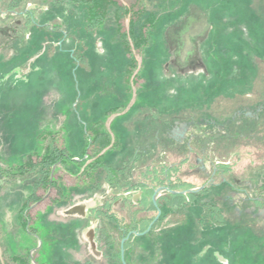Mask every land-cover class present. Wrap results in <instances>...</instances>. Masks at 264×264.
Masks as SVG:
<instances>
[{
    "label": "rangeland",
    "instance_id": "obj_1",
    "mask_svg": "<svg viewBox=\"0 0 264 264\" xmlns=\"http://www.w3.org/2000/svg\"><path fill=\"white\" fill-rule=\"evenodd\" d=\"M95 1L105 4V17L91 29L103 9H88L84 1L26 0L42 8L37 21L50 27H32L18 56L0 61V264H122L123 234L103 214L96 224L89 209L99 195L90 185L102 172L88 181L80 174L85 164L109 145L104 162L110 166L132 154L143 160L145 144L149 154L157 152L149 140L155 141L154 131L173 120L214 119L219 104L229 106L233 75L247 74L264 50V0ZM94 135L106 139L93 141ZM48 147L62 149V162L52 166L54 187L35 189L25 225L20 207L38 173L19 174L17 165L27 155L39 161ZM146 162L137 163L135 173ZM116 192L103 194L108 199ZM210 195L199 194L183 210L163 208L145 235L124 243L126 264H264L261 222L238 221L231 212L214 219L205 207L222 205L207 201ZM123 199L110 210L128 223L135 210ZM74 205L84 206V214L65 213Z\"/></svg>",
    "mask_w": 264,
    "mask_h": 264
},
{
    "label": "flooded vegetation",
    "instance_id": "obj_2",
    "mask_svg": "<svg viewBox=\"0 0 264 264\" xmlns=\"http://www.w3.org/2000/svg\"><path fill=\"white\" fill-rule=\"evenodd\" d=\"M2 1H5L4 5ZM41 9L34 3H24L17 9H11L8 0H0V61L8 57L1 50L12 53L15 47L29 42L32 27H50L48 22L38 23L37 13ZM261 27L264 28V25ZM248 68L247 74H244L246 77L233 75L235 85L230 86L229 96L225 98L229 106L219 104L213 112L214 119L201 122L193 119L173 120L169 127L154 131L153 145L156 144L157 152L152 166L146 168L150 173L143 171L138 175L132 193L128 191L121 196L118 192L108 199L104 194L100 196L104 206L101 214L105 219L110 220L109 209L112 206L120 207L121 199L125 196H130L129 203L136 205L138 211L151 207L153 214L148 220L149 224L157 213L156 206L160 210V217V207H169L171 198H184L181 202L185 205L195 194L209 192L211 195L206 198L207 201L215 199L222 205L220 210L217 209L219 214L225 216V212H231L238 221H260L264 238V50L260 52V57L253 58ZM172 151L180 156L177 165L161 160ZM190 176L199 181L197 187L188 180ZM99 186L102 190L107 184L103 187V182H99ZM157 188L162 189L156 194L155 206L152 195ZM106 189L109 186L104 193ZM146 191L150 195L147 196ZM145 198L148 205H142ZM134 215L131 226H117L121 234L137 231L134 229L135 220L142 219Z\"/></svg>",
    "mask_w": 264,
    "mask_h": 264
},
{
    "label": "trees",
    "instance_id": "obj_3",
    "mask_svg": "<svg viewBox=\"0 0 264 264\" xmlns=\"http://www.w3.org/2000/svg\"><path fill=\"white\" fill-rule=\"evenodd\" d=\"M25 1L26 0H8V5H9V7L11 9H17L22 4H24ZM83 1L84 2H87L88 9L94 8V10H97V11H99L101 9L104 10V14L102 15L101 19L93 20L88 25L91 29L92 28H95L96 26H98L99 24H101L102 21L104 20V17H105V8H104V5L105 4L102 5V6H100V5H98V3L95 0H72V2H74L76 4H80V2H83ZM1 4L4 5L5 4V1H2ZM91 13L92 12L88 10L87 11V16L88 17H91ZM88 17H87V19H88ZM27 44H28V42L27 43H24L23 46H21V47H15L14 50L12 51V53L6 59H3L1 61H3V62L6 63L7 61L11 60L12 57L18 56V54L20 53V51ZM36 156H39V155H36ZM62 157H63V153H62V149L61 148H58V147H48L47 149L44 150L43 154L40 155L39 161H34L33 160V155H27L26 158H25V160H24V162H21L20 164L17 165V167H18V170L17 171H18L19 174H22V173L26 172L27 169L29 171H36L38 173L37 180H35V182L32 184L30 195L26 198V200L22 203V205L20 207V210L22 211V215H21V212H20L19 216L22 218L21 220H23L25 222V225H26L27 220L25 221V219H23V216H25L26 210L28 208V203L31 200L34 199L35 189L38 186L47 185V184H50V186L54 187V183H53L52 179L49 178V176L51 175V172H52V166L58 164V162H62ZM126 163H128V162H126ZM67 164H71V163H67ZM82 164L83 163H79V168H77V170H74L73 173H75V174L78 173L80 167L82 166ZM87 165L84 166V168L82 169V171H81L80 174L84 175V173H87V171H88V169H86ZM89 169L92 170V176L91 177L94 178V174L97 171L104 169V163L100 159L98 160V157H97L93 161V163H91V167H89ZM116 173H119V171H116ZM116 173H115V171H111L108 168V172H106V177H105L107 186L111 187V186H114L117 183V178H116L117 176L115 177V175H118V174H116ZM93 185H94L93 188L95 190H100V187L101 186H99V182L98 181H95L93 183ZM96 187H98L99 189L96 188ZM97 198H99V197H97ZM99 199H101V198H99ZM95 200H96V198H93L92 201H95ZM103 207H104L103 206V203L101 201H98V199H97L95 201V205L93 207V213H95L98 216V214H101ZM160 209H161V215H162L163 208L160 207ZM108 214H109L108 216L110 217V221L114 222L117 226L122 225L120 223V221H118L117 217L113 215V213L111 214V212H110ZM96 222H97L96 224H98L100 222L99 219H98V217L96 219ZM123 236H125V235H123ZM95 241L98 243L97 238L95 239ZM127 242H128V240L125 243H127ZM124 247H125V244H124ZM14 259L15 260H18L17 258H13V260ZM39 264H43V263H39ZM78 264H85V262L78 263Z\"/></svg>",
    "mask_w": 264,
    "mask_h": 264
},
{
    "label": "crops",
    "instance_id": "obj_4",
    "mask_svg": "<svg viewBox=\"0 0 264 264\" xmlns=\"http://www.w3.org/2000/svg\"><path fill=\"white\" fill-rule=\"evenodd\" d=\"M119 12L120 13H123L121 10H119ZM130 20V19H129ZM134 27L135 25H134V20H132L131 21V27ZM131 34L133 33V32H130ZM135 33V32H134ZM135 38L137 37V36H135V34L133 35ZM30 117H28V116H25V118L24 119H29ZM34 119H35V117H34ZM37 119H41V117L40 118H37ZM153 135H156V132L153 134ZM71 137L74 139V137H76V136H74V134L73 135H71ZM104 139H106V137H105V135L103 136V135H101V136H98V135H94V137L92 138V140L93 141H97V142H101V141H104ZM148 138L147 137H145L144 138V140H147ZM149 140H150V143L151 142H154L153 140H151L150 138H149ZM153 144V143H152ZM151 144V145H152ZM145 146V150H146V152L144 153V155L143 156H145L144 157V159L143 160H139L140 158H139V156H137V158L135 157V154L133 155L132 154V156H130V158L129 159H127V160H123V162L119 165V166H110L109 164H107V163H105L104 162V156H105V154H106V150H108L109 148H112V146H108L106 149H104L102 152H99V154H97V157H98V160L100 159L103 163H104V169L103 170H99V171H101L102 173L100 174V176H102V178H101V181L99 180V182H103V187L106 185V184H104V182H106V179H105V176H106V172H108V168H109V170H111V171H115V173H116V171H119V173H116V174H118V175H115V177L117 178V183L114 185V186H111V187H109L110 189L111 188H114L117 192L116 193H121V195L123 194V193H125V192H130V193H132L133 192V184H134V181H135V179L136 178H138L139 176L138 175H140L143 171H147L146 173L147 174H149L150 172H149V170L148 169H146L147 167H151L152 166V163H153V161L155 160L154 159V155L153 154H149V152H148V147H147V145L145 144L144 145ZM137 155V154H136ZM179 159H180V156L178 155V153L177 152H170V153H168L167 154V160L169 161V163H167V164H173V165H177V163H178V161H179ZM140 161H144V162H146L145 163V168H144V170L140 173V172H138V173H135V165H137V163H140ZM126 162H128V163H126ZM85 165H87V164H85ZM89 167H91V163H88V165H87V167L86 168H89ZM72 171H74V169L72 170ZM88 174H87V176H86V173H84L85 175H84V177H86V179H88V181H89V179L91 180V176H92V170L91 169H88ZM179 171H180V169H179ZM188 180L189 181H191L192 183H193V185L192 186H194V187H197V185H198V183H199V181L195 178V177H192V176H190V177H188ZM85 185H89L88 184V182H87V184H84L83 186H85ZM87 187V186H86ZM94 187V185L93 186H91L90 185V188H91V190L92 191H94L95 189L93 188ZM106 187H108V186H106ZM106 187H104V189L106 188ZM96 188H98V187H96ZM99 189V188H98ZM104 189H102V190H98L99 192V195H94V197L93 198H97V197H99L100 198V196L101 195H103V193H104ZM107 190V189H106ZM97 193V192H96ZM146 195L148 196V195H150V192H147L146 191ZM199 194H195L194 195V197L192 196L191 198H190V200L191 201H194L195 200V198L198 196ZM112 197H113V195H112ZM92 198V199H93ZM98 198V201H100V199ZM128 199H130V196H128ZM147 198H145V199H143V201H142V205H148L149 204V202H148V199L146 200ZM122 200V202L121 203H125L124 202V199H121ZM184 201V198H181V199H178V198H171L170 199V205H169V207H165L164 206V208H169V210L170 209H174V208H176V209H178V210H183V209H185V206L186 205H184V207H182V202L181 201ZM96 201V200H95ZM95 201H89L90 203H92V202H95ZM102 202V201H101ZM71 203V202H70ZM128 204V203H127ZM128 207H133V209L132 210H135V212H134V214H137L138 215V217L140 216V218L142 219L141 221H138V220H135V228L134 229H136L137 231H143L145 228H146V226H147V224H148V220H149V218H150V216L153 214V212L151 211V207H146V209H144V211H147V212H145L144 213V211H143V208H142V210H140L139 209V211H138V208H137V206L135 205H133V204H128L127 205ZM178 207V208H177ZM205 208H207L208 209V215L209 216H211V217H213L214 219H218L219 218V216H220V214L217 212V209L215 210V209H213V208H211L210 206H206ZM89 209H91L92 211L91 212H93V207H91V208H89ZM130 210V209H129ZM133 214V216L130 218V222H128V223H126V222H120V223H125V227H128V226H131V224H132V218L135 216ZM114 216H116V215H114ZM96 217H97V215H96ZM134 223V222H133ZM123 225V224H122ZM181 228V227H180ZM183 228H185L184 226H183ZM145 235V234H144ZM131 236H135V235H131ZM130 236V237H131ZM140 236H143V235H140ZM129 237V238H130ZM212 248V247H211ZM213 249V248H212ZM205 250H208V249H205ZM215 251V253H216V251L217 250H214ZM203 252H204V249H203ZM211 252V251H210ZM210 258L212 259V260H214V258H213V256H210Z\"/></svg>",
    "mask_w": 264,
    "mask_h": 264
},
{
    "label": "water",
    "instance_id": "obj_5",
    "mask_svg": "<svg viewBox=\"0 0 264 264\" xmlns=\"http://www.w3.org/2000/svg\"><path fill=\"white\" fill-rule=\"evenodd\" d=\"M55 167V165L53 166V168ZM162 188H157L154 190L153 195H152V201L154 203V205L156 206V202H155V197L156 194L161 190ZM191 190H188V192H190ZM171 193H176V191L174 190H170ZM156 215L154 216V218L150 221V223L148 224V226L146 227V229L144 231H132L129 232L128 234H126L125 236L122 237L121 241H120V261L122 264H126V262L124 261V243L125 241L128 240V238L130 237L131 234L136 235V236H140V235H144L146 234L152 227V225L157 221L159 215H160V210L159 208L156 206ZM80 213V214H84V206L81 205H74L71 208H69L65 213L72 215L74 213ZM85 236L87 238V240L89 241L90 245H92L93 247H95V241H94V229H88L85 233Z\"/></svg>",
    "mask_w": 264,
    "mask_h": 264
}]
</instances>
